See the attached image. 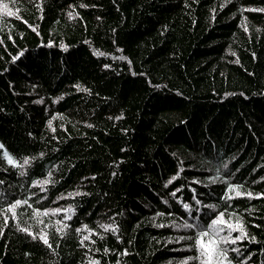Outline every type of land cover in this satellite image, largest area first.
Wrapping results in <instances>:
<instances>
[{
  "label": "trees",
  "instance_id": "trees-1",
  "mask_svg": "<svg viewBox=\"0 0 264 264\" xmlns=\"http://www.w3.org/2000/svg\"><path fill=\"white\" fill-rule=\"evenodd\" d=\"M3 4L0 264H264V0Z\"/></svg>",
  "mask_w": 264,
  "mask_h": 264
},
{
  "label": "snow or ice",
  "instance_id": "snow-or-ice-1",
  "mask_svg": "<svg viewBox=\"0 0 264 264\" xmlns=\"http://www.w3.org/2000/svg\"><path fill=\"white\" fill-rule=\"evenodd\" d=\"M0 8H2L4 11H6L7 14H8L9 16H11V15L13 14L12 12L8 11V5H7V4L0 5ZM12 162H13V161H12L11 159H9V163H12ZM27 162H28V161L25 160V163H27ZM20 203H21V202L18 201L17 204H15V205L12 206V208L15 209L16 207L19 206ZM25 203H26V202H25ZM222 222H223L222 219H219V220H215V221H213V224L215 225V224H217V223H222ZM229 227H231V225H229ZM205 236H208V232H202V233H201L200 243H201V247H202V248H204L203 237H205ZM222 240H223V242H225V243L228 242L226 238H222ZM44 242L47 243V240L45 239ZM232 243H235V240H233ZM208 244L213 246V247H211L210 249L205 248V251L210 253V255H209V264H210V261H211V254H215V255H223V253L220 252V251H217V250H216V244H215L214 241H209Z\"/></svg>",
  "mask_w": 264,
  "mask_h": 264
},
{
  "label": "rangeland",
  "instance_id": "rangeland-1",
  "mask_svg": "<svg viewBox=\"0 0 264 264\" xmlns=\"http://www.w3.org/2000/svg\"><path fill=\"white\" fill-rule=\"evenodd\" d=\"M211 247L213 246L209 245L208 243L204 244V248H203L204 251L201 253V258H203V260L201 259L202 264H209L210 253L206 252L205 248L210 249ZM210 264H223L221 255L211 254Z\"/></svg>",
  "mask_w": 264,
  "mask_h": 264
}]
</instances>
